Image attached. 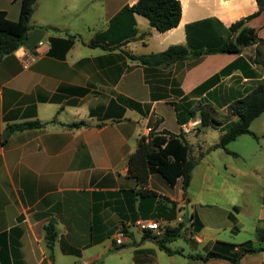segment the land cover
Returning a JSON list of instances; mask_svg holds the SVG:
<instances>
[{
  "label": "crops",
  "instance_id": "1",
  "mask_svg": "<svg viewBox=\"0 0 264 264\" xmlns=\"http://www.w3.org/2000/svg\"><path fill=\"white\" fill-rule=\"evenodd\" d=\"M136 1L36 0L27 38L1 58L0 264H233L191 256L226 241L219 238V228L207 230L211 216L198 209L199 194L192 192L191 182L184 191L181 177L170 184L150 167L142 170L146 180L141 182L128 159L139 137L150 131L181 134L193 158L191 147L201 155L219 141L207 144L204 130L214 129L220 138L237 117L225 121L219 114H228V105L264 76L263 66L254 61L256 45L264 41V12L245 23L255 29L257 42L239 53L147 65L130 54L159 53L175 44L194 50L217 46L234 37L230 26L259 5L257 0H180L178 25L160 31L145 16L125 9ZM20 8V0H0L10 20L19 19ZM104 32L111 42L95 40ZM22 51L36 55L28 68ZM223 70L208 89L195 91ZM175 104L212 105L221 124L199 128V114L179 123ZM30 121L45 124L12 128ZM79 121L86 124L68 126ZM188 122L198 124L184 132ZM7 128L12 131L3 138ZM260 199L255 226L264 232L263 193ZM225 215L238 233L239 217L231 209ZM145 219L162 226L184 222L185 231L167 243L181 252L160 249L155 237L164 233L142 229L137 221ZM193 219L202 223L199 230H192ZM49 223L57 231L52 250L46 242ZM121 225L128 239L117 245L114 234ZM178 239L182 242L175 245ZM247 240L264 247L258 233L235 243ZM239 264H264V250L245 253Z\"/></svg>",
  "mask_w": 264,
  "mask_h": 264
},
{
  "label": "trees",
  "instance_id": "2",
  "mask_svg": "<svg viewBox=\"0 0 264 264\" xmlns=\"http://www.w3.org/2000/svg\"><path fill=\"white\" fill-rule=\"evenodd\" d=\"M36 0H20L21 8L19 19L16 21L10 20L5 11L0 10V60L9 53L16 51L27 38L28 30L31 26L30 20L34 12ZM259 9L257 12L244 17L230 26L231 33L234 37L224 40L217 46H211L205 49H189L188 46L182 44H175L169 46L166 50L159 53L130 54L134 60H138L141 64L147 65H168L179 59L188 57H197L208 53H239L243 46L254 44L257 42L256 31L252 27H248L245 23L264 12V0H257ZM126 10L136 12L145 16L151 25L155 26L160 31H166L178 25L182 6L180 0H137L130 7H125ZM108 39L109 33H99L96 39ZM94 40V41H95ZM260 41L255 48L254 61L261 64L264 68V57L261 58L262 50ZM91 44H94L93 42ZM96 44V43H95ZM227 70L221 71L202 85L195 91L208 89L214 84ZM256 86L245 96L234 100L228 105V111L231 115L236 116V120H232L225 132L220 136L219 141L213 145L209 150L222 148L225 151L236 155L237 153L228 149L227 145L237 139L243 134L257 135L251 130L252 121L264 112V76L262 79L255 82ZM177 121L179 123L187 122L199 113L200 125L199 128H205L213 125L221 124L213 114L211 107L199 104L194 108H189L175 104ZM40 121L23 122L14 124L13 129L33 128L44 125ZM85 121H79L68 124L69 127H76L85 125ZM1 141V139H0ZM190 146L187 141L182 138L181 134L173 133L167 129L154 132L150 131L148 135H142L138 139L136 150L130 155L128 159L131 173H133L141 182L145 181L146 176H143L142 170L146 167L156 169L167 180L168 183L174 184L178 177L182 178L183 190L188 188L192 171L198 163V159L193 158L190 154ZM203 154L200 155V157ZM145 191H142L144 194ZM151 193V192H148ZM263 202H264V185H263ZM193 218L196 216L193 214ZM192 230H199L202 226L200 221L192 220ZM184 222H180L175 226H170L166 229L163 235L156 236V242L160 249L168 252H181L177 249H171L167 243L175 240L185 230ZM47 246L52 250L55 242L57 231L53 223L45 226ZM259 238L264 240V232L257 228ZM145 236H150L145 233ZM237 246V248H235ZM264 250L260 243L252 240H247L236 244L232 242L217 240L212 248L205 254H193L194 258L207 260L209 258H225L233 264H239L241 257L249 252H258Z\"/></svg>",
  "mask_w": 264,
  "mask_h": 264
},
{
  "label": "rangeland",
  "instance_id": "3",
  "mask_svg": "<svg viewBox=\"0 0 264 264\" xmlns=\"http://www.w3.org/2000/svg\"><path fill=\"white\" fill-rule=\"evenodd\" d=\"M261 50L263 58L264 43L261 44ZM207 106L214 111L215 107ZM219 116L227 121L232 115L228 111V114L221 112ZM250 128L256 137L243 134L227 145L229 150L239 152V156L216 148L203 152L200 157L197 150L191 147L198 163L192 171L190 189L199 194L198 209L208 212L211 216L207 230L212 232L219 228V238L232 243L257 237L255 220L262 207L260 196L264 185V112L252 121ZM218 133L211 128L205 129L206 143L212 145L217 142ZM233 205L239 206L236 207L241 209L239 214ZM228 209L239 217L241 227L239 226L238 233L231 231L233 222L228 221L225 215ZM177 241L175 245L182 242L180 239Z\"/></svg>",
  "mask_w": 264,
  "mask_h": 264
},
{
  "label": "built area",
  "instance_id": "4",
  "mask_svg": "<svg viewBox=\"0 0 264 264\" xmlns=\"http://www.w3.org/2000/svg\"><path fill=\"white\" fill-rule=\"evenodd\" d=\"M20 59L23 63V67L24 68H28L30 67V65L34 62L36 55L29 52V51H22L19 53ZM198 123H200V120L197 121ZM191 123L188 122L186 124L182 125V130L184 132H189L191 131V129L195 126V124L198 123ZM137 224L142 228V229H146V230H151L154 231L156 234L161 235L163 234L166 229L168 227H170V224H166L165 226L161 225L160 221L157 220H138ZM114 239H115V243L117 245H120L122 243H124L127 239H128V234L125 231V226L121 225L115 232L114 234ZM87 262V261H85Z\"/></svg>",
  "mask_w": 264,
  "mask_h": 264
},
{
  "label": "water",
  "instance_id": "5",
  "mask_svg": "<svg viewBox=\"0 0 264 264\" xmlns=\"http://www.w3.org/2000/svg\"><path fill=\"white\" fill-rule=\"evenodd\" d=\"M11 129L10 128H7L4 132V134L2 135L3 138H5L7 136V134L11 133Z\"/></svg>",
  "mask_w": 264,
  "mask_h": 264
}]
</instances>
